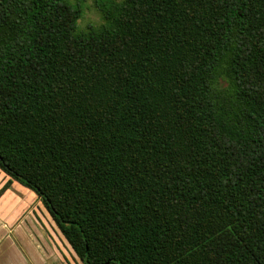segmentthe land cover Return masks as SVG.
Wrapping results in <instances>:
<instances>
[{
  "label": "trees",
  "instance_id": "1",
  "mask_svg": "<svg viewBox=\"0 0 264 264\" xmlns=\"http://www.w3.org/2000/svg\"><path fill=\"white\" fill-rule=\"evenodd\" d=\"M96 6L0 0V169L83 264H264V0Z\"/></svg>",
  "mask_w": 264,
  "mask_h": 264
},
{
  "label": "crops",
  "instance_id": "2",
  "mask_svg": "<svg viewBox=\"0 0 264 264\" xmlns=\"http://www.w3.org/2000/svg\"><path fill=\"white\" fill-rule=\"evenodd\" d=\"M8 180L18 182L12 178ZM3 194L0 195V264L81 263L70 246V251L64 248L66 240L39 196Z\"/></svg>",
  "mask_w": 264,
  "mask_h": 264
},
{
  "label": "rangeland",
  "instance_id": "3",
  "mask_svg": "<svg viewBox=\"0 0 264 264\" xmlns=\"http://www.w3.org/2000/svg\"><path fill=\"white\" fill-rule=\"evenodd\" d=\"M71 2L74 1H79L81 6H82V15L81 17L78 19L77 24L79 28H84L87 25L91 24V25H98L100 23L103 22L98 8L96 6V2L97 0H69ZM10 176H8L5 173H2L0 171V189L5 185L8 186L4 189L3 191V196H36L35 193L31 192L30 190L26 189L25 187L22 188L21 186H19L18 182H13L9 179ZM47 217H48V213H47ZM49 218V217H48ZM48 220V219H47ZM47 223H50L49 221ZM55 228V227H54ZM55 231L57 232V229L55 228ZM64 239V238H63ZM64 243V248L68 251H70V247L67 244L66 241H63ZM81 262V263H80ZM80 264H83L82 261L80 260Z\"/></svg>",
  "mask_w": 264,
  "mask_h": 264
}]
</instances>
